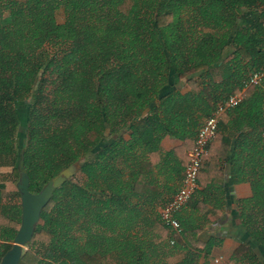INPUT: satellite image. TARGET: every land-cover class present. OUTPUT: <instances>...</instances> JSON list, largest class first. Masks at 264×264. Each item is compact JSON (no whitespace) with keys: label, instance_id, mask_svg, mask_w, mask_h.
<instances>
[{"label":"trees","instance_id":"obj_1","mask_svg":"<svg viewBox=\"0 0 264 264\" xmlns=\"http://www.w3.org/2000/svg\"><path fill=\"white\" fill-rule=\"evenodd\" d=\"M256 72L264 74V0H0V160L24 153L32 193L73 164L83 176L56 190L20 264H167L159 251L170 239L174 251L190 247L176 264H195L200 246L208 257L215 239L193 241L202 229L181 215L206 213L205 201L194 196L177 215L180 234L132 201L153 187L148 173L177 156L162 160V140L192 139ZM219 127L212 145H222L202 171L224 158L236 162L233 183L252 186L239 214L249 240L230 264H264V77ZM4 190L0 182V263L22 215ZM138 218L155 236L128 238Z\"/></svg>","mask_w":264,"mask_h":264},{"label":"crops","instance_id":"obj_2","mask_svg":"<svg viewBox=\"0 0 264 264\" xmlns=\"http://www.w3.org/2000/svg\"><path fill=\"white\" fill-rule=\"evenodd\" d=\"M180 88L181 93L184 95L191 91L190 87L187 89L185 85H181ZM206 118L200 120L201 125ZM197 133L192 139L188 140L187 138L184 139L183 135L181 137L168 135L162 140L160 149V157L162 160L175 150H178L177 156L168 157L169 159H166L167 163L162 161V163H158L155 169L147 175L149 181H153V187L142 188V201L133 199V206L143 210V218L150 220L159 219V213L162 207L168 203L181 187L185 170L184 166L188 163V152L193 147ZM227 140H230L232 146L234 145V138L230 137ZM221 145V142H218L216 145H212L211 143L208 152L212 148L211 152L214 157L217 155V150ZM158 161V157L154 158L155 163ZM237 163L244 162L241 159ZM216 164L217 166L209 168V171L203 169L199 180V190L195 195V197L197 196V201L203 200L206 202V213L203 214L197 211V209L193 210L190 208H186L181 213L188 224L193 227L198 226L202 229L199 234L193 237V241L202 244L207 243L211 239H215L216 241L208 257L204 246L191 249L193 252L191 253L195 256V264H230V259L234 251L242 242L249 240L245 235L239 214L241 209L240 202L252 196V186L246 181L233 183L231 170L236 162L232 163L230 160L226 161L224 158H221ZM178 168L180 170L177 171L176 169ZM179 171L181 172L178 173ZM147 219L143 221L142 218H138L134 221L136 229L128 230L127 235L129 239L147 241L150 237H153L154 234H150L148 228L143 230L148 224ZM172 240L174 239L166 242V249L159 251L160 256L165 259V263L167 264L179 263L189 255V245H183L180 250L174 251L172 250L173 245L170 244ZM219 259L221 260L217 263L216 260Z\"/></svg>","mask_w":264,"mask_h":264},{"label":"built area","instance_id":"obj_3","mask_svg":"<svg viewBox=\"0 0 264 264\" xmlns=\"http://www.w3.org/2000/svg\"><path fill=\"white\" fill-rule=\"evenodd\" d=\"M264 77L261 72L253 73L242 91L230 96L220 103L210 117L201 125L193 147L188 152V164L185 167L182 185L173 197L160 210V220L169 230L180 234L182 226L177 215L185 209L199 190V176L202 171L204 157L208 153L212 141L215 139L223 115L238 107L244 100V92L250 86L259 85ZM174 244V241H171ZM221 259L216 260L218 263Z\"/></svg>","mask_w":264,"mask_h":264},{"label":"water","instance_id":"obj_4","mask_svg":"<svg viewBox=\"0 0 264 264\" xmlns=\"http://www.w3.org/2000/svg\"><path fill=\"white\" fill-rule=\"evenodd\" d=\"M19 182L17 190L21 199V225L13 240L12 248L4 255L0 264H20L24 250L33 241L36 227L40 224L42 214L49 206L54 193L74 178L80 171L79 163L63 169L50 180L38 193L30 191L31 180L25 168L24 153L17 164Z\"/></svg>","mask_w":264,"mask_h":264},{"label":"rangeland","instance_id":"obj_5","mask_svg":"<svg viewBox=\"0 0 264 264\" xmlns=\"http://www.w3.org/2000/svg\"><path fill=\"white\" fill-rule=\"evenodd\" d=\"M60 21H62V19H60ZM239 67H240L239 72L244 73L245 72L244 67L242 65H239ZM213 77L214 76H212L211 79ZM222 80L223 78L221 77V75L220 76L217 75L213 78V81L215 83H220L222 82ZM186 87L188 89V86ZM18 161L19 159H17L14 155L3 157L0 160V182H3L5 184L4 199H3L5 205L21 203V199L19 197L13 196V194L18 191L17 183L19 182V177H17L14 172V169L17 167ZM81 178H83V176L80 174L79 179Z\"/></svg>","mask_w":264,"mask_h":264}]
</instances>
